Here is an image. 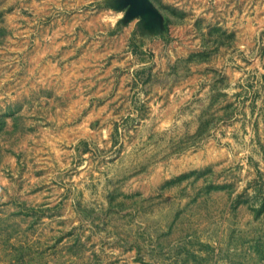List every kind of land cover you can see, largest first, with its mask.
Masks as SVG:
<instances>
[{
    "label": "rangeland",
    "instance_id": "1",
    "mask_svg": "<svg viewBox=\"0 0 264 264\" xmlns=\"http://www.w3.org/2000/svg\"><path fill=\"white\" fill-rule=\"evenodd\" d=\"M0 264H264V0H0Z\"/></svg>",
    "mask_w": 264,
    "mask_h": 264
}]
</instances>
